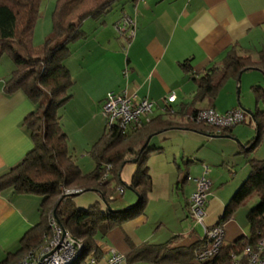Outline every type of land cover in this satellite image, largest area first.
I'll return each mask as SVG.
<instances>
[{"label": "crops", "instance_id": "0c3cea01", "mask_svg": "<svg viewBox=\"0 0 264 264\" xmlns=\"http://www.w3.org/2000/svg\"><path fill=\"white\" fill-rule=\"evenodd\" d=\"M123 16L134 21L135 30L131 37L127 31L119 33L115 30ZM81 30L85 37L72 42L80 43L69 54L72 62L65 63L73 80L72 96L66 103L71 121H68L65 132L69 151L77 163L75 154L78 148L87 150L104 131L105 123L100 118V108L108 92L134 93L139 99L154 101L152 118L163 113L162 101L171 93L176 97L171 103L173 108L186 113L212 108L222 114L234 108L252 110L255 107L252 115L255 119L258 111L264 112L257 106V103L262 102L255 99L256 106H253L249 92V87L251 90L253 86L264 87L261 86L264 83V69L249 67L237 77L226 78L214 98L207 95L196 97L194 80L207 72L215 80L219 78L223 71L222 58L230 49L249 56L253 61L258 60L259 54L264 52V0H118L100 18L84 20ZM13 68L11 60L2 55L0 174L19 163L32 147L31 138L23 124L24 117L33 109L32 103L21 92H4V82ZM63 116L61 112V119ZM168 130L177 132L174 138L183 136L184 139L166 164L159 163L160 159L150 157L162 153L164 146H157L159 139L154 141V138L160 134L163 140L172 138L166 133ZM234 131L232 127L229 133L208 134L186 128H169L148 136L150 139L147 144L160 150L149 157L152 188L145 213L127 220L104 237H98L95 240L96 247H109L124 256L129 251L127 240L135 245H158L172 241V247L194 244L196 249L202 247L204 233L201 238L187 219H192L188 204L195 188L194 178L202 174L204 166L207 167L211 190L204 223L212 226L221 218L227 203L225 185L231 181L233 191L246 173L248 175V160L264 159L255 149L246 151V143L253 137L246 138L237 131L241 149H245L240 152H245V159L241 161V176L236 180L240 174L234 171V163L228 161L230 155L225 154L224 149L209 148L211 139L232 137ZM191 134H200L197 142L188 139L192 138ZM169 163H173L176 168ZM183 163L187 169L180 179ZM124 183H130L128 177ZM223 186L225 192L221 190ZM131 192L126 195L123 191L121 202L118 203L120 208L134 202L136 195ZM74 201L81 208L94 202L102 203L99 194L94 191L79 194ZM39 203L40 199L36 195H18L11 188L0 192V263L19 253L23 237L39 223ZM153 213L156 216L152 217ZM166 214L173 217L174 221L166 219ZM223 231L225 243L244 236L243 226L233 215L223 223ZM108 254L107 251H101V259H106ZM123 264L128 263L125 260Z\"/></svg>", "mask_w": 264, "mask_h": 264}, {"label": "trees", "instance_id": "16d2710c", "mask_svg": "<svg viewBox=\"0 0 264 264\" xmlns=\"http://www.w3.org/2000/svg\"><path fill=\"white\" fill-rule=\"evenodd\" d=\"M118 0H56L51 14L52 31L42 47L33 45V30L41 0H0V57L7 56L13 70L4 82V92L23 93L33 109L23 119L31 138L32 147L16 165L0 174V192L11 188L18 195H36L40 221L23 237L19 253L0 264H13L31 248L43 243L51 235L49 216L83 245L81 259L96 253L95 240L127 220L145 213L148 194L152 188L148 160L160 148L146 144L148 136L169 128H186L208 134L229 133L231 128L214 126L190 119L198 110L189 113L175 110L171 104L163 113L148 119L140 118L138 124L124 128L117 124L104 128L101 136L86 151L94 162L93 170L84 173L74 155L69 151L68 136L61 122V110L72 96L73 80L64 60L69 56L68 44L85 37L81 25L88 18H100L111 10ZM249 67L264 69V52L257 61L238 54L233 49L222 58V74L216 80L207 72L196 82V97L214 98L222 82L237 77ZM257 101L264 103V87L253 86ZM178 118H181L180 121ZM257 134L246 143V151L255 149L264 132V112L255 114ZM136 159V169L129 188L136 195V202L119 211L109 210L110 202L123 194L126 184L120 173L128 160ZM247 177L224 206L216 223H223L232 214L257 197L246 218L250 234L236 240L222 242L210 259H201L199 253L206 248L205 238L200 248L172 247V241L163 244L141 243L127 240L128 264H229L231 255L264 238V159L248 160ZM120 190L122 194L119 195ZM65 191H72L66 194ZM97 192L102 200L86 208L75 204V196L84 192ZM189 205V204H188ZM111 208V207H110ZM100 257V256H99Z\"/></svg>", "mask_w": 264, "mask_h": 264}, {"label": "built area", "instance_id": "2783aa9c", "mask_svg": "<svg viewBox=\"0 0 264 264\" xmlns=\"http://www.w3.org/2000/svg\"><path fill=\"white\" fill-rule=\"evenodd\" d=\"M119 33L128 32L129 37L134 35V21L123 16L115 26ZM176 99L174 93L169 94L162 103L163 111L167 105ZM155 102L147 98H137L134 93L108 92L100 108V114L105 126L114 124L124 128L131 124H138L141 117L148 119L152 114ZM191 120L202 122L218 129L232 128L244 121V113L240 108H234L219 114L214 109L198 110ZM207 167L202 174L194 178L195 188L189 200L188 211L192 219L203 226L206 248H203L199 257L210 259L223 242V225L206 226L204 218L211 182L206 178ZM68 193V191H66ZM71 192V191H69ZM122 194L120 190L119 195ZM51 235L43 243L26 252L24 257L14 264H123L125 256L116 250L106 247L98 249L85 259H81L82 243L73 238L56 221L54 215L49 216ZM203 238V239H204ZM101 251H107L108 257L101 259ZM229 264H264V238L257 239L254 243L244 246L241 251L231 255Z\"/></svg>", "mask_w": 264, "mask_h": 264}, {"label": "rangeland", "instance_id": "374dc122", "mask_svg": "<svg viewBox=\"0 0 264 264\" xmlns=\"http://www.w3.org/2000/svg\"><path fill=\"white\" fill-rule=\"evenodd\" d=\"M54 5H55V1L54 0H41L40 3V7H39V11H38V16H37V20L34 26V30H33V45L35 47H42L43 44L45 43V40L50 36L51 31H52V22H51V13L54 10ZM48 6V7H46ZM116 30V28H115ZM122 40V38H121ZM78 43H80L79 41H76L75 44H73L72 42L70 44H68L70 53L72 50L75 49V47L78 45ZM126 43V41H124V44ZM67 61H71L72 62V58L66 59L64 61V65L65 63H67ZM70 63V62H69ZM77 69V67H76ZM261 86H264V83H262ZM249 92L250 95L252 97V101H253V106H256V100L254 98V94L252 92V90L249 87ZM240 97V92L239 95ZM237 97V96H236ZM257 106L260 110H264V104L262 103H257ZM244 109V110H243ZM242 111L244 113V121L240 122L238 124H236L233 129H235V131L233 132V136L232 137H221V138H215V139H211V146L209 145V148H217V149H224L225 154L230 155L228 161L234 163L235 165V170L237 171L238 177L236 180H239V177L241 176V167H242V163L244 159H245V152H240L242 151L244 148L241 149V142L239 141L238 137L239 135L237 134V131L242 132V136H245L246 138H250V137H255L257 134V128H256V121L255 119L252 117L253 112L255 111V107H253L252 110L247 109V108H243ZM69 106L67 107V104L65 105V108L63 110H61V112L63 113V117L61 119L62 122V126L64 131H66V128L68 126V121H71V118L69 116ZM245 111V112H244ZM250 112V113H249ZM101 120L102 117L100 116ZM103 122V121H102ZM104 124V122H103ZM167 134L172 135L173 137L170 139H161V134L160 135H156L154 138V141H157L156 139H159L156 144H158L157 146H164V150L162 153L160 154H154L152 155L150 158L155 160H159V163H163L165 162V164L167 163L166 161H168L169 157L172 156V154L176 151L177 145H180V141L183 140L184 138H182L183 136H176L174 138L175 134L177 132H174L173 130H168L166 131ZM192 138L189 137L188 139H192V141L197 142V139H199L200 134H191ZM186 137V136H184ZM152 143V142H150ZM259 145L255 148V152L261 156H264V132H262L261 136H260V141L258 143ZM150 146V144H148ZM151 147V146H150ZM89 148V147H88ZM87 148V150H88ZM247 148V147H245ZM86 150V149H85ZM84 149H79L78 148V152L75 154L77 157V161H78V165L80 166L81 170L86 173L89 172L91 170H93L94 168V162L91 159V157L88 155V153L85 151ZM245 151V149L243 150ZM150 160V159H149ZM148 160V166H149V161ZM240 161V162H239ZM171 167L176 168V166L173 163H169ZM245 164V163H244ZM136 162H126L122 169H121V173H120V178L122 181L125 182V179L128 177L129 178V182L131 180V176L133 174V172L136 169ZM150 167V166H149ZM206 167V166H204ZM159 168V167H157ZM160 169V168H159ZM186 169L187 167L183 164H181V177L180 179H182V177L185 175L186 173ZM212 169V168H211ZM247 172H248V166H247ZM156 174V171L155 173ZM191 174V173H190ZM207 172H206V178L208 179L207 176ZM247 173L245 175L244 178H246ZM243 178V179H244ZM242 179V180H243ZM242 180L236 185L237 187H235L232 191L233 188V183L231 184V181H229L230 183H228L227 185H225L227 187L224 188L225 186H223V188H221V190L223 189V191L225 192V195L227 196L228 194V199L230 198V196H232V194L237 190V188L239 187V185L241 184ZM129 186V183H126V187L124 188V192L127 195L128 193H132L130 189H128L127 187ZM220 189V188H219ZM72 192V191H71ZM71 192L68 191V193L65 191L66 194H70ZM231 192V193H230ZM230 194V195H229ZM94 195V194H93ZM122 196V195H121ZM121 196H119L117 199L113 200L110 202V207L111 209L115 210V211H119L122 208H120L119 206V202H121ZM38 197V196H37ZM121 197V198H120ZM226 197V199H227ZM225 198V197H224ZM41 200V198H39ZM227 199V201H228ZM137 198L135 196V200L133 203L134 204L136 202ZM226 201V202H227ZM257 201V197L253 196L249 202L247 203V205L240 207L239 209H237L232 215L234 216L235 220L238 221L240 223V225L243 226V230H244V236H248L250 234V230H249V225H248V221L246 218V214L248 212V210L256 203ZM225 202V203H226ZM156 216V214L153 213L152 217ZM166 219L168 218L170 222H173L174 219L173 217H169L168 214L165 215ZM188 219V223L190 222L191 226L194 227L195 231L201 236V238L203 237V226L199 223H196L193 219L187 218ZM176 223H172V225H174ZM225 242V241H224ZM185 245H189L188 243H185ZM132 264H151V263H147V262H137V263H132ZM169 264V263H166Z\"/></svg>", "mask_w": 264, "mask_h": 264}, {"label": "water", "instance_id": "95a60500", "mask_svg": "<svg viewBox=\"0 0 264 264\" xmlns=\"http://www.w3.org/2000/svg\"><path fill=\"white\" fill-rule=\"evenodd\" d=\"M149 139H150V137H148V138L146 139V141H145V143L142 145L141 149H142V148L148 143ZM128 161L135 162L136 159L133 158V159H130V160H128ZM127 188L130 189L129 186H128ZM70 194H72V193H70ZM108 209L111 210V208H110L109 206H108ZM126 209H127V208H125L124 210H126Z\"/></svg>", "mask_w": 264, "mask_h": 264}]
</instances>
